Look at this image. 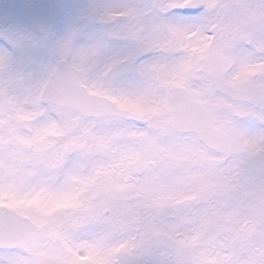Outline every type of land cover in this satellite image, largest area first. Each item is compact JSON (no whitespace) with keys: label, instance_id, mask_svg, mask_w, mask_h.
Segmentation results:
<instances>
[{"label":"snow or ice","instance_id":"snow-or-ice-1","mask_svg":"<svg viewBox=\"0 0 264 264\" xmlns=\"http://www.w3.org/2000/svg\"><path fill=\"white\" fill-rule=\"evenodd\" d=\"M137 101L156 110L120 106ZM208 128L219 195L152 203L183 180L178 132ZM110 166L140 195L77 199ZM81 256L264 264V0L22 4L0 21V264Z\"/></svg>","mask_w":264,"mask_h":264},{"label":"clouds","instance_id":"clouds-1","mask_svg":"<svg viewBox=\"0 0 264 264\" xmlns=\"http://www.w3.org/2000/svg\"><path fill=\"white\" fill-rule=\"evenodd\" d=\"M214 130L205 129L200 134V143H194L190 139V133L178 132L177 143L182 146L179 153L186 168L183 172L182 182L174 185L168 191L153 192L148 199L157 205H171L192 200L203 201L210 197L219 195L216 191V184L213 181V174L210 168L212 160L216 155L213 145ZM133 162H129L131 167ZM113 169V171H109ZM124 172L115 166L102 168L91 177L81 181L77 199L87 200L94 195L106 191L111 187H118L124 190L130 197L140 195L135 186L125 182ZM58 201L56 204H62Z\"/></svg>","mask_w":264,"mask_h":264},{"label":"rangeland","instance_id":"rangeland-1","mask_svg":"<svg viewBox=\"0 0 264 264\" xmlns=\"http://www.w3.org/2000/svg\"><path fill=\"white\" fill-rule=\"evenodd\" d=\"M5 1H6L5 5H3V3H2L3 0L1 1V4H0V11L2 12V18L3 19H5L9 13H11L13 10L16 9V8H13L14 0H5ZM44 1L48 2L49 0H44ZM85 1L86 0H74L73 3H70V2H68V0H54V4H53L52 8H56V7L63 6V5H68V3L82 5V4H84ZM15 2H16V6L24 4L21 2V0H20V3L18 2V0H15ZM141 2H142V0H90V3H96V4L103 5V6H108V7H119L122 5H133V4H138ZM1 21H3V20L1 19ZM93 27L99 28L100 25L97 23V25L96 26L93 25ZM132 104L137 107V102H132ZM72 162L73 161L70 160V162H68L69 164L67 166L70 167V164ZM94 261L95 260L93 258L92 264L94 263Z\"/></svg>","mask_w":264,"mask_h":264},{"label":"flooded vegetation","instance_id":"flooded-vegetation-1","mask_svg":"<svg viewBox=\"0 0 264 264\" xmlns=\"http://www.w3.org/2000/svg\"><path fill=\"white\" fill-rule=\"evenodd\" d=\"M19 1V0H18ZM22 2H24V4L26 5H34L37 6L38 8H40L41 10H46L48 8V4L46 1L44 0H21ZM18 6H16L15 8H17ZM111 51H117V45L115 42H111ZM122 108H124L125 110L132 112V113H144V112H148V111H155L156 110V106L154 105H148L146 103L137 101V107L134 106L132 104V102H125L122 103L120 105ZM247 124H249V126H252L253 122L252 121H246ZM56 133H52V135H55ZM249 148H254V145H249ZM109 171H113V169H109ZM73 204V201L71 199L68 200H64V202L62 204H55L53 207L56 208H70ZM100 264H104V261L102 259H100Z\"/></svg>","mask_w":264,"mask_h":264}]
</instances>
